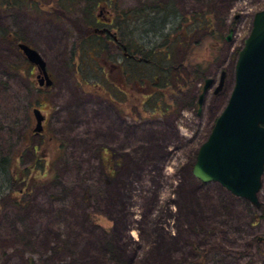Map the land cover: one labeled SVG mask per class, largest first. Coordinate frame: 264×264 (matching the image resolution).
<instances>
[{
    "label": "rangeland",
    "instance_id": "obj_1",
    "mask_svg": "<svg viewBox=\"0 0 264 264\" xmlns=\"http://www.w3.org/2000/svg\"><path fill=\"white\" fill-rule=\"evenodd\" d=\"M169 1L183 17L205 13L212 22L206 34L193 37L187 59L176 52L177 65L199 66L202 79L214 81L226 73L223 91H208L199 112L200 78L176 91L180 96L168 114L159 115L140 102L132 84L122 91L116 72L121 58L104 64L90 54L86 64L91 56L103 67L93 72L81 65L83 54L71 55L79 37L72 21H83L94 3L100 8L92 17L107 18L116 7ZM67 2L0 3V28L15 36L0 39V115L45 159L37 185L0 208V264H264V173L260 208L191 173L227 103L238 52L264 0ZM59 3L68 14L55 11ZM105 3L109 7L101 8ZM17 42L40 54L51 86H38ZM33 108L44 116L41 134L32 131ZM9 145L16 139L0 143V151Z\"/></svg>",
    "mask_w": 264,
    "mask_h": 264
},
{
    "label": "trees",
    "instance_id": "obj_2",
    "mask_svg": "<svg viewBox=\"0 0 264 264\" xmlns=\"http://www.w3.org/2000/svg\"><path fill=\"white\" fill-rule=\"evenodd\" d=\"M26 1L11 0L10 3L9 0H0V3L4 7H22L27 5ZM74 1L68 0L67 4L71 5ZM145 4L126 11H119L116 7L112 19V34L99 35L94 32L95 18L92 17L91 11L100 6L94 3L91 10L85 13L90 19L83 16V21H72L71 25L79 37L73 45L71 55L83 54L79 56V59L82 57L81 65L89 66L93 72L103 70V67L95 62L96 56L101 58L104 64L110 63L111 60L119 61L121 58L120 63L116 65V72L123 85L122 91L132 84L143 99L142 101L137 99L138 101L150 107L152 113L167 115L171 108L169 104L173 103L176 96H180L176 91L188 89L195 79H202V70L199 66L190 65L186 68L182 64L177 65L176 52L183 51V60L187 59L186 50L189 52L192 50L193 37L206 34L212 22L210 16L205 13L195 14L193 18L181 16L171 1ZM101 7L108 8L109 4L105 3ZM54 8L59 15L68 14L66 7L60 3ZM196 17L204 19L199 21ZM141 35L142 38H139ZM7 38L11 40L15 39V36L0 28V39ZM90 54H93L95 59L90 56V62L86 64V56ZM184 94L187 95V92ZM123 95L127 96L124 93ZM11 131L7 121L0 115V143L7 144L11 139H16V145H9L7 149L0 151V208L7 204H15L18 195L27 194L32 190L43 177L45 168L43 153L37 152L34 148L29 150L28 145L23 142V135L15 136ZM28 152L31 154V158L28 159L30 161L21 168L22 159Z\"/></svg>",
    "mask_w": 264,
    "mask_h": 264
},
{
    "label": "water",
    "instance_id": "obj_3",
    "mask_svg": "<svg viewBox=\"0 0 264 264\" xmlns=\"http://www.w3.org/2000/svg\"><path fill=\"white\" fill-rule=\"evenodd\" d=\"M230 39V36L227 37ZM18 49L42 74L39 85L50 86L46 64L40 54L26 44ZM221 73L215 93L224 84ZM213 84L205 80L203 95ZM35 131L41 130L42 115L33 110ZM264 173V10L254 14L248 37L239 51L234 72V85L228 102L208 135L199 146L192 175L198 181L217 183L236 197L260 207L259 193Z\"/></svg>",
    "mask_w": 264,
    "mask_h": 264
},
{
    "label": "flooded vegetation",
    "instance_id": "obj_4",
    "mask_svg": "<svg viewBox=\"0 0 264 264\" xmlns=\"http://www.w3.org/2000/svg\"><path fill=\"white\" fill-rule=\"evenodd\" d=\"M101 8H103V9H105V7H101ZM106 11V10H105ZM108 15H109V17H102V15H98L96 18H95V26H94V32L96 33V34H99V35H110V34H112V19H113V14L111 15V13H109L108 12ZM103 19V20H102ZM98 25V26H97ZM102 32H104V33H102ZM102 33V34H101ZM230 39H231V37H230ZM227 40V39H226ZM227 41H229V40H227ZM32 69L35 71V69L32 67ZM222 72V71H221ZM36 75H37V73H36V71H35V78H36ZM217 82H218V78L215 80V82H214V84H213V86H212V93H213V88L216 86V84H217ZM223 91V90H222ZM221 91V92H222ZM221 92H219L218 94H215V93H213V95L214 96H218ZM40 110V109H39ZM41 111V110H40Z\"/></svg>",
    "mask_w": 264,
    "mask_h": 264
}]
</instances>
